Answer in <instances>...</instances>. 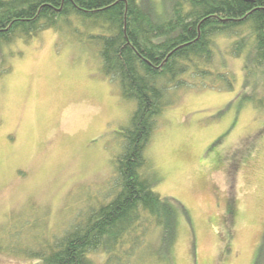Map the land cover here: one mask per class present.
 Instances as JSON below:
<instances>
[{
	"label": "rangeland",
	"instance_id": "1",
	"mask_svg": "<svg viewBox=\"0 0 264 264\" xmlns=\"http://www.w3.org/2000/svg\"><path fill=\"white\" fill-rule=\"evenodd\" d=\"M97 35L71 17L0 45V228L9 222L11 243L24 245L32 226L60 234L112 197L136 104L104 75ZM233 40L215 39L210 73L167 84L144 151L153 191L184 210L173 264H254L263 240L264 79L243 87L252 81L229 54ZM157 235L145 246L156 249ZM0 264L31 262L0 253Z\"/></svg>",
	"mask_w": 264,
	"mask_h": 264
},
{
	"label": "trees",
	"instance_id": "2",
	"mask_svg": "<svg viewBox=\"0 0 264 264\" xmlns=\"http://www.w3.org/2000/svg\"><path fill=\"white\" fill-rule=\"evenodd\" d=\"M71 17L99 30L103 73L119 81L123 99L136 104L130 126L122 130L112 197L90 205L60 234L32 226L35 232L24 245L9 242L13 234L5 222L0 253L31 264H96L93 255L101 259L97 264H133L147 253L150 264H173L177 214L184 210L153 191L144 156L166 106L167 84L180 75L210 73L215 39L231 35L229 54L243 58L252 81L243 87L255 90L264 79V0H0V45L57 28ZM157 229L156 249L145 246ZM254 264H264V236Z\"/></svg>",
	"mask_w": 264,
	"mask_h": 264
}]
</instances>
